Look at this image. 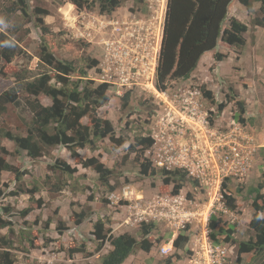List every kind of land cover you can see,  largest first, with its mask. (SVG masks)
I'll return each instance as SVG.
<instances>
[{"label":"rangeland","instance_id":"obj_1","mask_svg":"<svg viewBox=\"0 0 264 264\" xmlns=\"http://www.w3.org/2000/svg\"><path fill=\"white\" fill-rule=\"evenodd\" d=\"M249 2L247 9L234 0L223 24L224 29L229 19L235 18L246 25L245 45L237 48L219 40L212 52L201 57L189 79L168 82L162 98L146 88L143 80L127 71L122 73L126 60H119L109 46L119 40L127 41V37L121 40L119 33L126 25L133 27L132 32H139L144 42L157 41L166 0H124L122 7L110 15L99 14L96 6L77 11L59 0H27V16L9 15L0 5V32L16 41L18 51L10 63L0 59V94L15 85L17 76L29 81L46 71L39 60L42 24L49 31L44 37L50 42L49 52L55 59L72 61L82 69L90 59L96 61L93 68L86 69V79L95 85H108V101L98 108L97 114L108 120L114 131L113 138L98 140L93 149H79L75 157L57 146L47 149L40 158L31 159L12 142L0 138V158L26 172L19 181L10 172H0V211L6 209L0 219L12 221L11 226L0 228V251L8 250L13 264H100L111 247L107 242L98 252L95 250L98 241L92 233L98 220L104 221L107 237L129 235L137 241L141 223L155 225L148 237L152 243L150 251L145 253L137 247L124 264H184L192 253L190 249L197 246L204 227L200 220L206 215L216 217L218 226L224 229L234 225L232 237L236 243L254 239L255 234L248 227L253 198L249 191L264 181V27L254 25V19L261 16L259 3ZM216 52L224 55L222 62L214 61ZM202 86L211 92L212 101L202 95ZM26 95L20 91L17 97L21 105L9 104L1 115L4 127L15 135H25L30 122L31 114L23 104ZM38 100L51 105L44 96ZM238 101L244 104L245 113L240 115L243 123L236 119ZM221 103L224 109L219 113L217 107ZM202 119L206 124L200 123ZM82 123L90 125L88 118H83ZM237 126L248 138L250 144L245 145L250 150L252 147V154L246 175L224 182V190L234 197L236 208L225 207L223 186L217 191L210 183L205 186L186 176L177 195L186 200L184 210L197 220L177 232L167 220L168 200L175 196L173 184L163 182L162 170L180 175L193 168L197 158L213 146V137L225 135ZM2 148L6 153H2ZM92 157L110 170L108 184L114 187L113 191L99 181L93 169L82 167L81 162ZM55 159L67 163L72 174L59 170L52 173L48 167ZM141 165L148 167L143 169ZM152 169L155 174H151ZM28 208L32 211L22 217L19 213ZM81 213L84 218L77 226V215ZM260 215L263 217L264 212ZM179 235L187 237L183 246L173 244L167 255H160V247L168 246ZM28 237L34 240L32 246ZM224 238L218 237L220 241ZM3 240L10 246L4 247ZM221 244L229 248L227 264H236L237 244ZM78 247H85L90 256L69 257L68 250ZM240 264H264V253L242 254Z\"/></svg>","mask_w":264,"mask_h":264},{"label":"trees","instance_id":"obj_2","mask_svg":"<svg viewBox=\"0 0 264 264\" xmlns=\"http://www.w3.org/2000/svg\"><path fill=\"white\" fill-rule=\"evenodd\" d=\"M74 6L77 11L83 9L98 8L101 15H110L115 10L122 7L124 0H59ZM137 1V0H133ZM234 0H166L165 15L162 27V38L156 68V86L164 91L167 84L172 80H187L197 68L201 57L212 52L221 40L227 46L241 48L245 45L243 34L247 31L246 25L235 18L229 19L228 27L223 29V24L227 19L229 7ZM239 3L250 8L249 0H238ZM259 3V18L254 19V25L264 27V0H255ZM9 15L21 13L27 16V0H0ZM39 22V21H38ZM42 33L41 50L39 54L40 65L46 69L44 73L37 77L24 79L20 76L15 78V85L8 91L0 94V138L12 142L16 149L26 153L31 159H37L43 156L47 149L53 147H62L67 149L71 156H77V150L86 147L94 148L95 142L105 138H113V128L108 120L98 116V108L104 106L108 101L106 94L108 85L105 83L94 84L93 81L86 79V69H91L96 65L95 60H89L86 68H78L72 61H60L55 59L49 52L48 29L40 24ZM45 36V37H44ZM48 37V36H47ZM18 54L17 43L10 35L0 32V59L5 63H10ZM224 55L214 53L213 59L216 62H222ZM53 82V83H52ZM202 95L212 101L211 92L203 86L200 87ZM23 91L27 95L24 98V107L31 114L30 122L26 126L25 135H15L8 128H5L1 122V115L6 112L7 105L20 106L21 103L17 94ZM39 96H44L51 101V105L45 106L38 100ZM129 95L124 97V102L128 101ZM239 115L236 119L243 123L240 115L245 113L244 104L235 103ZM224 104L217 107V112H222ZM83 118H88L90 125L82 123ZM117 144H123L122 140H116ZM2 153H6L2 148ZM83 168H91L98 175L99 181L106 185L110 191L114 187L110 186L109 176L111 172L96 158H87L81 162ZM147 165H149L147 163ZM143 166V169L147 168ZM49 170L53 173L59 170L67 175L72 174L70 166L59 159H55L50 165ZM142 169V170H143ZM6 171L14 174L16 181H19L26 172H21L6 163L0 158V172ZM144 171V170H143ZM155 174V170H151ZM163 182L173 184V193L176 195L182 188L186 173L171 172L162 170ZM222 189H226V183H223ZM58 188V187H57ZM264 181L255 188L250 189L249 193L253 195L251 202L252 215L248 223L255 236L246 242L236 241L232 237L234 225L224 229L219 225L216 217L211 216L208 228L210 230L209 238L216 244L231 243L237 244L236 264H240L241 255L247 253H264ZM56 190V188H55ZM12 194V193H11ZM225 207L229 210L236 208L234 197L223 192ZM32 211L31 208L25 209L19 214L25 217ZM6 212L2 209L0 214ZM84 214L77 215L76 225L78 226ZM12 221L0 219V228L9 227ZM153 223H141L138 233L141 236L137 241L129 235H119L116 237H107L105 223L98 220L93 228L92 235L98 241L96 252H98L104 243H109L110 251L104 255L100 264H123L133 253L135 248L148 253L152 247L149 241V235L154 229ZM59 233L62 232L58 229ZM219 236H225L219 240ZM26 240V238H23ZM27 242L33 245V239L28 237ZM187 237L179 235L174 241L175 247L183 246ZM4 247L10 246L6 240L2 241ZM74 254H82L85 257L90 256L85 247L70 248L69 257ZM14 259L8 250L0 251V264H13ZM169 263V259H168Z\"/></svg>","mask_w":264,"mask_h":264},{"label":"built area","instance_id":"obj_3","mask_svg":"<svg viewBox=\"0 0 264 264\" xmlns=\"http://www.w3.org/2000/svg\"><path fill=\"white\" fill-rule=\"evenodd\" d=\"M165 15V11H164ZM164 22V16H163ZM127 24V23H126ZM163 27V24H162ZM132 26L120 28L119 33L121 40L115 44L110 43L109 49L112 53H116L119 60H126V67L123 66V72L132 74L136 79H141L146 82V88L150 89L158 98L164 96V91H161L156 86V68L160 50L161 36L157 41L144 42V37L140 36L139 32L131 31ZM136 34V35H135ZM132 39L136 40L133 42ZM151 37H149V40ZM144 42V43H143ZM160 91V92H159ZM182 120L186 121L183 117ZM201 124H206L205 119L200 121ZM227 136V137H226ZM224 138L226 142L222 140ZM213 146L208 148V153L201 158H197L196 165L193 168L184 170L187 177L200 182V184L213 185L219 191V186L230 177L242 178L249 170L251 150L245 144L249 145L248 138L242 134L240 126L234 127L229 133L213 137ZM224 193L225 190H222ZM227 194V193H226ZM222 198L223 193H222ZM225 200V199H224ZM225 202V201H224ZM186 200L177 194L168 200L167 206L169 225L175 230L184 231L188 225L194 220H197L190 212L185 211ZM225 204V203H224ZM212 215H206L200 222L203 224L200 239L196 242V247L190 249L191 254L186 257L184 264H227L229 258V248L221 243H214L209 238L210 230L207 222ZM155 218V217H154ZM199 221V220H198ZM202 229V228H201ZM173 248V241L168 246H162L159 249L160 255H167Z\"/></svg>","mask_w":264,"mask_h":264},{"label":"clouds","instance_id":"obj_4","mask_svg":"<svg viewBox=\"0 0 264 264\" xmlns=\"http://www.w3.org/2000/svg\"><path fill=\"white\" fill-rule=\"evenodd\" d=\"M229 210V209H228ZM173 244H174V241H173ZM225 245V244H224ZM163 246H166V245H163ZM162 247V246H161Z\"/></svg>","mask_w":264,"mask_h":264},{"label":"crops","instance_id":"obj_5","mask_svg":"<svg viewBox=\"0 0 264 264\" xmlns=\"http://www.w3.org/2000/svg\"><path fill=\"white\" fill-rule=\"evenodd\" d=\"M124 263H125V262H124ZM124 263H123V264H124Z\"/></svg>","mask_w":264,"mask_h":264}]
</instances>
